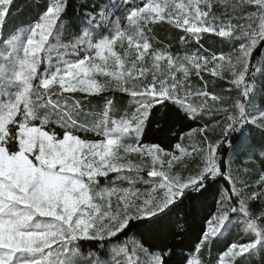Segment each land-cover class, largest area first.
Wrapping results in <instances>:
<instances>
[{"label":"snow or ice","instance_id":"obj_1","mask_svg":"<svg viewBox=\"0 0 264 264\" xmlns=\"http://www.w3.org/2000/svg\"><path fill=\"white\" fill-rule=\"evenodd\" d=\"M12 3L13 0H0V30L3 29L8 8ZM166 7L169 9L168 22L192 34L197 40L200 35L207 32L221 38L241 41L234 63L230 53H221L219 56V60H224L225 56H228L227 66L232 73L230 84L236 90V96L230 100L231 108L216 109L224 113L225 121L218 125V138L208 140L206 149L198 152L202 157V164L187 176L171 174L172 164L178 157L158 145L139 143L133 145L118 138L86 141L67 132L62 139H57L54 133L49 134L40 128L29 127L37 115L28 101V94L37 70L38 56L63 11L61 4H55L46 10L41 20L33 27L23 46L25 60L22 69L14 77L21 83L23 91L19 92L12 102L4 105V112L9 114L8 120L0 119V157H2L0 158V264H13L15 256L19 253L39 254V258L30 261L29 264H47L52 253L68 241L77 238L112 237L122 232L133 219L150 221L152 216L158 215L183 196L186 189L191 187L199 191L204 187L203 182L206 177L211 179L221 174L217 162V149L223 142V137L242 119L244 104L239 98L247 97L249 94L245 81L251 66L252 52L259 42H264V0H239V3L233 6V11L239 9L238 15L230 17L227 23L219 20L209 11L201 9L198 0H189L187 5L145 3L142 7L131 11L127 21L136 24L140 20L165 19ZM245 8L254 10L244 11ZM176 9L180 10L179 13L175 11ZM209 16L211 19H207ZM233 20L236 23H233ZM122 36L121 28L117 27L115 37L96 45L95 56L90 55L71 64L62 71L64 74L58 72L51 78L43 79L37 89L42 87L47 90L49 85L58 80L61 89L65 92L90 93L99 91L102 87L90 77L93 70L105 77H112L118 91L130 92L132 97L145 98L130 116L116 122V128L122 135L138 129L147 119L150 109L156 103H163L165 100L179 105L190 114H195L196 109L192 104H188L185 108L182 99L185 85L178 77L166 80L162 76H157L155 72L141 68L140 76H143L141 80L138 77L133 79L132 72L125 75L124 71L118 70L123 69L124 66L120 57L112 53V47L116 38ZM142 47L145 50L149 49L147 40ZM105 53H112L111 65L108 64ZM144 54L141 53L138 59H142ZM164 55L155 49L151 52L152 58L156 61ZM97 58L102 63H96ZM167 60L168 65L171 66L173 62L171 54H167ZM183 60L196 70L197 75L205 70L217 74L220 67L216 55L205 56L195 52L186 54ZM154 66L158 67V65ZM109 67L114 70L109 71ZM179 67L183 69L186 77L188 68L184 63ZM201 94L205 98L208 96L207 91L201 90ZM212 99L215 101L217 97L214 95ZM219 99L224 103L223 97ZM21 101H24L22 112ZM75 106L80 107L78 101ZM206 108L205 114H211L214 106L206 105ZM18 113L22 114L23 119L13 129L10 124L14 122L13 118ZM71 120L72 117L69 116L63 123L67 124ZM252 122L264 129V114ZM206 128L207 125L199 131L205 132ZM205 138L207 139L206 132ZM13 145L16 147L13 148ZM37 147L38 154L34 155L37 163H33V160L29 159V154H32ZM173 148L183 150L180 143ZM121 151L125 154L135 152L151 157L153 165H159V170L153 167L147 173L149 177L159 178L158 183L144 192L134 187L119 190L114 187L98 188V178L109 173L115 172L118 177L129 179V182L133 183V179L137 182L136 175L130 178L127 173L136 174L144 171L139 166L133 168L130 162L120 163L123 159L120 155ZM125 168L127 173L121 171ZM228 175L233 187L229 189V195L221 199L219 211L208 222L200 249L217 236L228 214L237 210L231 205L232 195L240 197L238 204L242 213L247 212L249 201L264 200V174L259 176L255 186L249 185L248 181L244 180L240 187H237L238 177L234 176L232 171H229ZM252 187L258 190L249 191ZM113 194L117 195L115 207H108L98 212L100 205L93 204L92 201L97 198L104 200L105 196L110 198ZM5 212L8 214L7 218L2 215ZM259 215L264 217V212ZM36 217L48 218L51 223L43 230H29V224ZM144 226L151 228L154 224L148 222ZM256 243L230 245L220 254L218 264H225V258H231L227 264H234L235 258L255 248ZM53 244L57 245L55 249L51 247ZM189 264H202V261L193 259Z\"/></svg>","mask_w":264,"mask_h":264},{"label":"trees","instance_id":"obj_2","mask_svg":"<svg viewBox=\"0 0 264 264\" xmlns=\"http://www.w3.org/2000/svg\"><path fill=\"white\" fill-rule=\"evenodd\" d=\"M238 3L239 0H206L202 9L227 23L230 17L238 15L239 9L233 11V6ZM55 4H61L63 11L38 56L41 64L39 71L49 62L52 65L53 62L66 56L74 57L76 60L87 55L85 34L90 32L88 40L95 41L109 32V26H94L96 19L102 13L108 18L109 23L114 21L116 25H121L124 16L131 10L139 8L143 2L140 0H13L8 8L3 29L0 30V43H4L10 35L20 29L37 24L46 10ZM207 19H211V16ZM233 23L236 21L233 20ZM148 39L150 46L162 51L169 49L175 54L200 52L205 56L216 55L220 64L217 74L202 71L197 75L196 70L192 66L189 67L190 77L186 80L190 82L188 81L185 88L192 93L191 103L196 109L195 114H190L186 109L167 100L156 103L150 109L147 119L143 121L137 140L141 145H158L165 151H173V146L177 143L189 147L195 152V158L184 170L189 173L195 172L203 162L198 152L206 149L208 140L218 138V125L225 121V116L216 109L231 108L230 100L236 96V90L230 84L232 73L227 66L228 56L226 55L224 60H219V56L221 53H230L234 63L241 41L221 38L207 32L200 35L197 40L188 37L184 30L166 21H158L151 25ZM258 44V48L252 52L251 66L245 84L247 87L249 84L254 86L252 94L254 106L264 112V42ZM182 74V71L176 73L179 78ZM33 83L42 103H57L60 99L67 98L75 105L77 101L79 102L80 107H76L77 110L102 111L108 102L121 110L131 109L138 100L132 97L130 92L123 93L116 88H103L93 93L65 92L58 86L47 90L41 87L37 89L39 81ZM201 90L208 92L207 98L201 94ZM250 94L249 90L248 95ZM214 95L217 97L215 101L212 99ZM220 97L224 98V103L220 102ZM201 98L206 101L201 103ZM239 99L243 104L248 101L244 96ZM206 105L214 106L211 114H205ZM18 120L17 117L15 122ZM205 125H207L205 129L207 139L205 132L199 131ZM10 127L15 129L17 123L10 124ZM45 128L48 132L56 134L59 139L67 132L84 140H98L94 133L75 128L68 129L57 125L52 127L48 125ZM15 147L16 145H13V148ZM217 153L221 174L211 179L206 177L203 188L199 191L191 187L186 189L183 196L158 215L152 216L150 221L133 219L118 235L103 239L78 240L73 245L78 257L72 264H119V262L124 264L125 254H114L110 250L115 243L126 244L127 254H133L131 246H135V253L139 258L157 255L160 264L162 259L163 264H186L195 253L202 264H215L220 254L230 245L249 242H257L256 247L235 258L234 264H264V217L259 215L264 212V200L249 201L247 212L242 213L238 204L240 197L232 195L231 205L237 210L228 214L217 236L200 249L208 222L219 211L221 199L227 197L229 189L233 187L228 175L229 171L238 177L237 187L242 186L244 180H247L249 185L255 186L259 176L264 174V129L253 122L240 121L223 137ZM254 190L258 189L249 188V191ZM148 222L154 224V227L146 228L144 225Z\"/></svg>","mask_w":264,"mask_h":264},{"label":"rangeland","instance_id":"obj_3","mask_svg":"<svg viewBox=\"0 0 264 264\" xmlns=\"http://www.w3.org/2000/svg\"><path fill=\"white\" fill-rule=\"evenodd\" d=\"M140 1L143 2V4L140 7H142L145 3H149V2L160 5H164L166 3L168 5L180 4V3H184L185 5H187L189 2V0H140ZM205 2L206 0L205 1L198 0V6L202 9V6L204 5ZM168 11L169 9L166 7L164 9L165 19L157 18L151 21L140 20L136 24H131L127 21V17L130 14V12H128L124 16V22L121 25L120 24L116 25L114 21H111L109 23L108 18L105 17L104 13H102L101 16H99L96 19L94 26L96 27L109 26V32H107L103 36L101 35V37H99L95 41L88 40V37L90 36V32L85 34L84 43L86 46H88L87 55L79 59L77 58L76 60L74 57L66 56L63 59H59L58 61L53 62L52 65L49 62V64H46L43 70L40 71L39 69L41 64H40V58L38 57L37 70L32 80V88L29 90V94H28V101L33 106V110L37 112V115L36 118H34L31 121L29 127L40 128L42 131H46V132L48 131L46 130L45 127L48 125H51V127L57 125L61 127H66L68 129L75 128L77 130L79 129L81 131L94 133L98 137L97 141L106 138H118V139H124L126 143L136 145L138 143L137 140L140 135L142 125L138 129L122 135L116 128V122H119L122 119L126 118L127 116H130L131 113L135 111V109L141 104L142 101H144L145 98L136 97V99L138 100L131 107V109L125 108L121 110L120 108H116L113 104H110V102H108L104 105L102 111L96 112L93 110L92 111L82 110V109L77 110L75 104L67 98L60 99L57 103H48V104L42 103L41 101H39V96L34 89L33 81H39V85H40V82L43 79L51 78V76L55 73L61 72L60 74H64L62 71L71 64H74L84 59L87 56L90 55L95 56L94 51L96 45L112 37H115L116 29L117 27H120L123 36L116 38V42L112 47V53L120 57L121 63L124 66L123 69H118V70L124 71L125 75H127L128 72H132L133 79L138 77L141 80L143 79V76H140L141 68L155 72L157 76H162L166 80H170L172 77H178L176 73L178 72L181 73L182 71L183 74L181 78L179 77L178 78L180 79V82L184 84L185 87H187L186 85L188 81L190 82V80H186V79L190 77L189 67H191V65L184 62L183 58L186 55L185 53L175 54L173 53L172 50L166 49L165 51H162L161 49L155 48L153 46H150L148 50H145L142 47L145 40H147V42L149 43L148 31L151 28V25H153L158 21L168 22L167 19ZM175 11L179 13L180 10L176 9ZM152 15L153 17H155L154 13ZM35 25L36 24L29 27H24L22 28V30L20 29L16 33L10 35L8 40H6L4 43H0V119L8 120L9 114L4 112V105L12 102L15 99L16 95L19 92L23 91L21 83L19 81H16L14 77L15 74H17L22 69L25 60L23 54V46L26 40L29 38L31 31ZM185 33L188 37H193L194 39L196 38L190 33L187 32ZM258 45L259 44H257L255 48H258ZM153 49L158 50L164 53L165 55L162 56L159 61H156L151 56V52ZM112 53H105V55L108 57L109 65L112 64ZM141 53H145V54L142 59H138ZM167 54H171L172 56L173 62L171 66L168 65ZM95 62L102 63V61H100L98 58L96 59ZM134 62H135V67H133ZM181 63H184V66L188 68V74L186 77L184 75L183 69L179 67ZM154 65H158V67H155ZM108 70L112 71L114 69L112 67H109ZM208 71L210 70H205L203 72H208ZM90 77L94 79L98 85L102 86L99 91L103 90V88L104 89L116 88L112 77H105L103 75H100L95 70H93L90 73ZM53 86L60 87V82L58 80L54 81L51 85H49V88ZM247 88L251 91V94L250 96L247 95L246 97L248 101L244 104V113L242 115L241 121L252 123L254 119H257L260 115L264 114V112L254 106V101L252 96L254 92L253 91L254 86L252 84H249ZM60 90H62L61 87ZM99 91H95V92H99ZM191 95L192 93H190L185 88V92L182 95V99H184L185 105L192 104ZM205 101L206 100H204V98L200 99L201 103ZM23 103L24 101H21V112L23 111ZM56 105H58V107H56ZM221 113L224 115L223 112ZM69 116L72 117V120L69 121L67 124L63 123V121H66ZM17 117L19 118V120L15 122V119ZM22 119H23L22 114L18 113L17 116L13 118L14 121L13 123L18 124ZM48 133L52 134L50 132ZM182 148L183 150L174 149L173 151H166V152H173L178 157L177 161H174L172 164L171 174H179L182 176H187L190 173L188 171H185L184 169L186 168L187 164L195 158V152L186 146H182ZM35 154H38V147L33 150L32 154H29V159L33 160V163H37L34 159ZM120 155L123 157L120 163L128 164L130 162L133 168L139 166L142 169H144V171L136 174L127 173V168L121 170L122 172L127 173L130 178H134V176L136 175L137 182H135V180L133 179V183H130L129 179L120 178L118 177L117 173L113 172V173H109L107 176H101L98 178L97 181L98 188L103 189V188L114 187L119 190V189H127L134 187L139 189L141 192H144L150 190L151 187L155 186V184L158 183L159 178L149 177L147 173L148 170H150L153 167H157L159 170V165H153L151 157L147 156L146 154L140 155L135 152L125 154L123 153V151L120 152ZM116 201H117V195L113 194L110 198L105 196L104 200H101L99 198L94 199L92 203L100 205V208L98 209L99 212V211H103L105 208L108 207L114 208L116 205ZM2 215L4 216V218H7L8 214L7 212H5ZM50 223L51 221H49L48 218L36 217L29 224L28 228L29 230H33V231L43 230ZM96 239H100V238H96ZM78 240H92V239L77 238L75 240L68 241L67 243L61 245L59 249L55 250L52 253V255L49 257L47 261V264H72L73 260L78 257V253L76 249L73 248L74 243L77 242ZM56 246H57L56 244H53L51 247L55 249ZM110 250L114 254H118V255L125 254L126 261H124V264H160V260L157 255H150V256L148 255L145 258L137 257L135 253L136 252L135 246H131V252H133V254L132 253L127 254L126 244L123 243L113 244ZM45 251L47 252V250ZM38 258H39V254L35 255L28 253H19L15 256L13 264H29L30 261ZM193 259H198L196 253L191 256V258L188 260L186 264H189V261ZM229 259L231 258H225V264H227V261ZM215 264H218V261Z\"/></svg>","mask_w":264,"mask_h":264}]
</instances>
